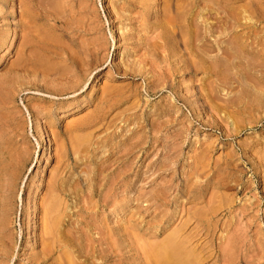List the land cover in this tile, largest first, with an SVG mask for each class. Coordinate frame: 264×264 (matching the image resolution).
<instances>
[{
  "label": "rangeland",
  "instance_id": "374dc122",
  "mask_svg": "<svg viewBox=\"0 0 264 264\" xmlns=\"http://www.w3.org/2000/svg\"><path fill=\"white\" fill-rule=\"evenodd\" d=\"M129 1L0 0V264H264V0ZM163 3L206 73L151 55Z\"/></svg>",
  "mask_w": 264,
  "mask_h": 264
},
{
  "label": "bare ground",
  "instance_id": "6f19581e",
  "mask_svg": "<svg viewBox=\"0 0 264 264\" xmlns=\"http://www.w3.org/2000/svg\"><path fill=\"white\" fill-rule=\"evenodd\" d=\"M20 1V0H19ZM24 1V0H23ZM132 1V0H131ZM131 1H129V3L128 4H132V3H134V4H141L142 5V8L140 9V11H145V9H144V5L145 4H143V3H140V2H138V0H133V2H131ZM135 1V2H134ZM143 1H145V0H143ZM165 1V0H164ZM201 1H203V0H201ZM166 2V1H165ZM176 2V1H175ZM174 2V3H175ZM178 2H179V0H178ZM20 3H22V2H20ZM30 3V2H29ZM206 3V2H205ZM204 3V4H205ZM124 4V3H123ZM139 4H138V6H139ZM189 4V3H188ZM19 5H21V4H19ZM164 5H166V4H164L163 3V5L160 7V9H158V10H156V11H153V13H152V17H158V16H160V15H162L163 16V20H162V23H159L158 25H154L153 27V29H154V31H158V29H160V31L158 32V34H157V36L155 35V37H156V39L157 40H159V42L156 40V42H155V39H154V42H153V40H151L152 42H153V45L151 46V47H153V48H151V47H149V48H145L146 47V45H145V47H144V45H143V47L144 48H141V49H143V51H142V56H143V58H141L143 61H146V62H143V63H145V64H147V63H149V62H147V61H149V59H148V53L150 52L148 49H155V51H153V54H151V55H154V57H158V58H162V59H164V60H166V61H169L170 62V64L172 65L171 66V68H170V74H171V76H173V74H174V72L176 71V73H177V67H176V65H178L177 63H179V62H181L182 63V66H178V70H186L187 68H188V66L190 65V64H194V65H197V67L198 68H200L201 70H203L205 73H206V71H209V68L207 67V61H206V58H207V55L209 54V52H210V50H211V47H210V43L208 42V37H207V35H208V33H206L204 30H206V28H205V26H202V29H203V27L205 28L204 30H201L200 31V27H199V31L197 32V33H195L193 36L191 35V31H190V29H189V27L191 28V26H189V24L190 23H188L190 20H188V22H187V20H185V22H187V25H182V24H184V23H179V19H181V18H183L184 16H186L187 14H188V12H187V14L186 13H184V12H178L174 17H171L172 15L170 14V16H168L167 15V13H166V8H164ZM169 5V4H168ZM183 5H184V3H183ZM18 7H23V6H18ZM38 7V6H37ZM166 7V6H165ZM168 7V6H167ZM185 7V6H184ZM24 9H25V7H23ZM22 8V9H23ZM125 8V7H124ZM178 8V6L176 5V9ZM222 8V7H221ZM21 9V11H20V16L21 15H23V10ZM122 9V8H121ZM175 9V10H176ZM180 10V9H179ZM122 11V10H121ZM204 10L203 9H201V12H203ZM22 12V13H21ZM120 12V11H119ZM174 12V11H173ZM206 13V12H205ZM118 15V14H117ZM121 15V14H120ZM190 15V14H189ZM124 16V15H123ZM206 16V15H205ZM187 17H188V15H187ZM186 17V18H187ZM192 17V16H191ZM151 18V17H150ZM155 18V19H156ZM198 18H200L199 16H198ZM201 18H203V17H201ZM136 19V18H135ZM160 19V18H159ZM223 19V18H222ZM138 20V19H137ZM202 21H203V19H201ZM205 20V19H204ZM161 22V21H160ZM191 22V21H190ZM235 22V21H234ZM198 23V22H197ZM200 23H201V21H200ZM205 23V22H204ZM186 24V23H185ZM218 25V24H217ZM216 25V26H217ZM198 26V25H197ZM138 27V26H137ZM139 28V27H138ZM150 28V27H149ZM193 28V27H192ZM191 28V29H192ZM213 28V27H212ZM215 29V28H214ZM177 30H179V40L176 42V43H174V44H176L177 45V47H176V45H173V43H172V41H171V35H174V32L176 31V33H177ZM193 30V29H192ZM195 30V29H194ZM207 30H208V28H207ZM194 32V31H193ZM193 32H192V34H193ZM230 32V31H229ZM149 33V32H148ZM147 33V34H148ZM217 33V32H216ZM207 34V35H206ZM127 35V34H126ZM145 35V34H144ZM137 36V35H136ZM175 36H176V34H175ZM176 36V37H177ZM231 36V35H230ZM125 37H127V36H125ZM129 37H130V35H129ZM143 37V36H142ZM151 37V36H150ZM140 38V37H139ZM144 38V37H143ZM228 38V37H227ZM230 38V37H229ZM151 39V38H150ZM192 39V41H193V39H194V41H195V43H197L196 45L194 44H191V42L192 41H190ZM25 40V39H24ZM229 40H231V39H229ZM251 40V39H250ZM26 41V40H25ZM150 41V40H149ZM176 41V40H175ZM194 41H193V43H194ZM231 41H233V40H231ZM253 41V40H252ZM147 42V41H146ZM26 43H27V41H26ZM148 43V42H147ZM257 43V42H256ZM152 43L150 42V45H151ZM220 44V43H219ZM249 44V43H248ZM192 45H193V47H192ZM221 45V44H220ZM220 45H215V46H217V51L219 50L220 52L222 51V49H221V47H220ZM225 45V44H224ZM224 45H223V47H224ZM214 46V47H215ZM233 46V45H232ZM231 46V47H232ZM250 46V45H249ZM252 46V45H251ZM234 47V46H233ZM232 47V48H233ZM259 47V46H258ZM236 48V47H235ZM264 48V47H263ZM85 49V48H84ZM95 49V48H94ZM93 49V50H94ZM213 49H215V48H213ZM91 50V49H90ZM225 50V49H224ZM224 50H223V52H224ZM226 50H227V48H226ZM239 50V49H238ZM136 51V50H135ZM94 52V51H93ZM229 52V51H228ZM261 52V51H260ZM144 53H146V54H144ZM151 53V52H150ZM214 53H215V51H214ZM230 53V52H229ZM228 53V54H229ZM83 54V53H82ZM211 54V53H210ZM220 54V53H219ZM223 54V53H222ZM221 54V55H222ZM93 55V54H92ZM146 55V57H144ZM76 56V55H75ZM225 56H228L227 54L225 55ZM73 57V56H72ZM77 57V56H76ZM185 58V59H184ZM83 59V58H82ZM162 59H160V60H162ZM91 60V59H90ZM152 60V59H151ZM159 60V59H158ZM208 60V59H207ZM247 60V59H246ZM80 61V60H79ZM138 61V60H137ZM136 61V62H137ZM209 62H210V60H208ZM76 62H77V60H74V58L72 59V64H75L76 65ZM151 62V61H150ZM155 62H156V60H155ZM160 62V61H159ZM253 62V61H252ZM256 62V61H255ZM138 63V62H137ZM152 63V62H151ZM163 63V62H162ZM211 63V62H210ZM257 63V62H256ZM264 63V62H263ZM139 64V63H138ZM155 64V63H154ZM153 64V65H154ZM215 64V63H214ZM150 65V64H149ZM156 65V64H155ZM263 65V64H262ZM193 66V65H192ZM210 66H211V64H210ZM258 66V65H257ZM77 67V66H76ZM155 67V66H154ZM225 67V66H224ZM251 67H252V65H251ZM78 68V67H77ZM84 68V67H83ZM146 68V67H145ZM192 68H195V67H192ZM152 68H150L149 70H151ZM165 69V68H164ZM196 69V68H195ZM226 69V68H225ZM122 70V69H121ZM165 70H167V69H165ZM165 70H164V72H165ZM223 70V69H222ZM134 71V70H133ZM148 71V70H147ZM163 71V70H162ZM196 71H197V69H196ZM82 72V71H81ZM159 72V71H158ZM163 72V73H164ZM167 72H168V70H167ZM52 73V72H51ZM137 73V72H136ZM145 73H147V72H145ZM215 73V72H214ZM133 74H134V72H133ZM139 74V73H138ZM150 74V73H149ZM149 74H148V76H149ZM167 75L169 74V73H166ZM75 75V74H74ZM159 75H161V74H159ZM139 76V75H138ZM142 76H143V74H142ZM153 76V75H152ZM216 76V75H215ZM58 78H59V76H57ZM72 77V76H71ZM75 78H76V76H74ZM160 77H162V76H160ZM222 77V76H221ZM57 78V79H58ZM63 78V77H62ZM64 78H65V76H64ZM67 78V77H66ZM74 78V79H75ZM146 78H148V77H146ZM150 78V77H149ZM154 78V77H153ZM152 78V79H153ZM167 78V77H166ZM246 78V77H245ZM244 78V79H245ZM253 78V77H252ZM69 79V78H68ZM163 79V78H162ZM171 79V78H170ZM169 79V80H170ZM206 79V78H205ZM155 80H157V79H155ZM160 80V78L158 79V81ZM168 80V79H167ZM210 80V79H209ZM61 81V80H60ZM157 81V82H158ZM251 81V80H250ZM207 82V81H206ZM212 82V81H211ZM160 83V82H159ZM167 83V82H166ZM254 83V82H253ZM154 84H156V83H154ZM158 84V83H157ZM222 84V83H221ZM259 85V84H258ZM51 87V86H50ZM259 87V86H258ZM46 88H48V87H46ZM46 88H44V90L46 89ZM51 89V88H50ZM152 89V88H151ZM190 89V88H189ZM199 89V88H198ZM47 90V89H46ZM49 90V89H48ZM160 90V89H159ZM163 90H164V88H163ZM258 90H260V89H258ZM202 91V90H201ZM209 91V90H208ZM261 91H264V90H261ZM50 92V91H49ZM200 92V91H199ZM189 94V93H188ZM203 94V93H202ZM210 95V94H209ZM109 96V95H108ZM170 96V95H169ZM210 98H213V97H211L210 96ZM43 99H44V97H43ZM209 99V98H208ZM213 100V99H212ZM207 101H209V100H207ZM204 104H205V102H204ZM167 106V105H166ZM183 106V105H182ZM258 107V106H257ZM213 110V109H212ZM103 112V111H102ZM177 112V111H176ZM1 116V115H0ZM105 116V115H104ZM229 116V115H228ZM100 119V118H99ZM155 122V121H154ZM153 122V123H154ZM163 122V121H162ZM152 123V122H151ZM162 124V123H161ZM158 126V125H157ZM151 127H153V126H151ZM154 128H155V126H154ZM145 130V129H144ZM154 129H152V131H153ZM152 131H150V132H152ZM158 131V130H157ZM138 133H139V131H138ZM137 133V134H138ZM143 133V132H142ZM74 134V133H73ZM151 134V133H150ZM144 135V134H143ZM146 136V135H145ZM137 137H138V135H137ZM143 137V136H142ZM136 138V137H135ZM130 139V138H129ZM132 140V139H131ZM126 141V140H125ZM128 142V141H127ZM71 143V142H70ZM123 143V142H122ZM125 143V142H124ZM136 143V142H135ZM140 143V142H139ZM130 144V143H129ZM138 144V143H137ZM128 145V144H127ZM126 146V145H125ZM138 146V145H137ZM150 146V145H149ZM138 147H140V146H138ZM45 148H46V146H45ZM121 148V147H120ZM132 148V147H131ZM145 148V147H144ZM123 149H125V148H123ZM128 149H130L129 147H128ZM117 151V150H116ZM147 151V150H146ZM118 152V151H117ZM119 153H121V151L119 152ZM127 153H128V151H127ZM117 154V153H116ZM123 154V153H122ZM136 154V153H135ZM120 155V154H119ZM134 155V154H133ZM126 156V155H125ZM119 157V156H118ZM123 158V157H122ZM117 159H119V158H117ZM116 162H117V160H116ZM123 167V166H122ZM118 168V167H117ZM124 168V167H123ZM128 168V167H127ZM122 169V168H121ZM118 170V169H117ZM117 170H116V172H117ZM123 171H124V169H122ZM121 170V171H122ZM114 171V170H113ZM127 171V170H126ZM114 173V172H113ZM124 173V172H123ZM122 174V173H121ZM116 174H114L113 176H115ZM119 178V177H118ZM126 179V178H125ZM120 180V179H119ZM122 180V179H121ZM124 181V180H123ZM122 181V182H123ZM126 181V180H125ZM122 182H121V184H122ZM112 183V182H111ZM111 183H110V185H111ZM118 186V185H117ZM49 187V186H48ZM52 196V195H51ZM43 200V199H42ZM48 204V203H47ZM47 206V205H46ZM44 207L43 209H45L46 208V211H47V213L49 212V211H51L52 210V208H53V206L50 204L49 206H47V207ZM41 211V210H40ZM42 212H44L43 210H42ZM6 214V213H5ZM57 221V220H56ZM43 223H44V221H42ZM51 222V221H50ZM43 225H45V224H43ZM43 225H42V227H43ZM77 228V227H76ZM79 228V227H78ZM47 229H45L44 228V233H48V230L46 231ZM43 231H41L42 232V234H44L43 233ZM46 231V232H45ZM77 232V231H76ZM76 232H75V234H76ZM51 232L49 231V233L48 234H50ZM71 233H73V230H72V232ZM47 234V235H48ZM46 235V236H47ZM72 235V234H71ZM70 235V236H71ZM44 236V235H43ZM76 237V236H75ZM5 239H6V237H5ZM41 239H44V238H41ZM57 240H59V238H56ZM75 240V239H74ZM86 240V239H85ZM89 240V239H88ZM8 242V241H7ZM87 242V241H86ZM90 243H91V241H89ZM98 242V241H97ZM9 243V242H8ZM73 244V243H72ZM92 244V243H91ZM86 245V244H85ZM10 247L11 246H9L8 245V248L7 249H10ZM91 247V246H90ZM108 247H109V245H108ZM87 248V247H86ZM98 248V247H97ZM100 248V247H99ZM41 249V248H40ZM64 249V248H63ZM102 249H104V248H102ZM93 249H91V251H92ZM105 250V249H104ZM106 251H108L107 249H106ZM105 251V252H106ZM7 252V251H6ZM86 252V251H85ZM84 253V252H83ZM164 253H165V258H164V260H163V264H176L177 263V259H176V257H175V254H174V252L172 251V250H169V249H166V250H164ZM7 254V253H6ZM49 254V251L46 249V247H44L43 246V248H42V251H41V259L43 260V259H45L44 257L45 256H47ZM86 254H87V252H86ZM88 255V254H87ZM0 257H2V258H5V256L4 255H2V254H0ZM66 259V258H65ZM74 259V258H73ZM92 259V258H91ZM72 260V259H71ZM93 260V259H92ZM60 261V260H59Z\"/></svg>",
  "mask_w": 264,
  "mask_h": 264
}]
</instances>
